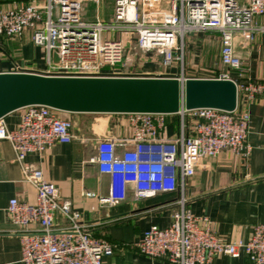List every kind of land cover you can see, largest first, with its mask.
Listing matches in <instances>:
<instances>
[{
    "label": "built area",
    "instance_id": "1",
    "mask_svg": "<svg viewBox=\"0 0 264 264\" xmlns=\"http://www.w3.org/2000/svg\"><path fill=\"white\" fill-rule=\"evenodd\" d=\"M99 4L100 0H45L0 9V39H19L29 31L34 45L45 51L49 67L45 74L100 77L122 75L116 68L125 64L123 38L129 37L139 50L160 56L163 67L176 66V76L184 85L188 79L186 38L193 33L218 32L220 62L227 71L216 79L236 84V109L188 111L182 104L178 114L182 117L181 133L171 139L163 135L168 115L126 114L133 137L100 139L90 162L110 178L102 204L114 206L129 193L137 201L181 193L171 224L152 226L143 234L137 245L143 255L165 258L171 264H212L219 255L237 258L243 251L253 264H264V223L254 227L249 241L224 243L209 219L196 216L183 196L187 179L195 175L204 159H214L224 151L245 157L251 153L249 110L264 93V86L247 78L240 82L242 78L233 77L232 72L242 69L236 38L250 43L264 33V25L258 23L264 17V0H115L111 22L100 18ZM64 115L34 105L23 109L16 129H8L0 120V139L11 144L25 182L37 193L34 204L11 199L7 213L20 233L23 264H106L104 258L114 254L115 246L95 237L71 202H59L57 185L27 162L30 154H43L56 143L73 141V122ZM186 116L193 120L190 136L186 135ZM57 214L67 222L63 229L56 228Z\"/></svg>",
    "mask_w": 264,
    "mask_h": 264
},
{
    "label": "crops",
    "instance_id": "2",
    "mask_svg": "<svg viewBox=\"0 0 264 264\" xmlns=\"http://www.w3.org/2000/svg\"><path fill=\"white\" fill-rule=\"evenodd\" d=\"M44 1L14 0L11 3H0V9ZM258 23L264 25V17L258 19ZM220 48V34L216 31L189 35L186 42L188 63L185 77L218 78L214 77L215 73L219 75L220 70L225 69L220 57L217 60ZM235 50L242 60V69L233 71V77L242 78L240 82H245L246 78L251 79L264 86V33L257 34L250 43H244L237 37ZM148 55H145L146 58H138L139 62H136V56L128 53L124 66H120L121 70L117 69V72L128 76L178 75L177 67H163L160 57ZM194 70H200L201 73L190 74ZM21 71H49L45 51L34 45L29 31L19 39H0V73ZM249 111L251 122L248 144L251 153L245 157L224 151L214 159H204L195 175L187 179L183 193L191 211L196 216L207 217L210 227L224 243L249 241L254 227L264 223V93L257 96ZM22 114L23 109L13 112L3 122L8 129H16ZM64 117L73 122V141L69 144L56 143L43 154H30L27 162L42 170L47 181L57 185L59 202H71L73 209L81 214L82 221L89 226L95 237L115 246L114 254L104 258L106 264H171L165 258L143 255L137 245L150 227L166 228L171 224L173 214L179 210L180 192L141 201L129 193L125 201L114 206L101 203V198L108 193L110 178L101 175L90 160L96 154L100 139L121 141L133 137L128 116L66 114ZM181 119L178 114L168 115L163 133L166 139L180 135ZM185 121L188 124L186 135L190 136L193 133V120L186 116ZM36 197L34 186L24 180L11 144L0 139V264H23L20 233L7 213L10 200L18 199L20 202L34 204ZM55 224L57 229L67 226L61 214L56 215ZM212 264L253 263L241 251L237 258L219 255Z\"/></svg>",
    "mask_w": 264,
    "mask_h": 264
},
{
    "label": "water",
    "instance_id": "3",
    "mask_svg": "<svg viewBox=\"0 0 264 264\" xmlns=\"http://www.w3.org/2000/svg\"><path fill=\"white\" fill-rule=\"evenodd\" d=\"M55 62L58 57L54 55ZM238 90L231 80L170 75L64 77L39 72L0 73V120L29 106L66 114H179L214 108L232 112Z\"/></svg>",
    "mask_w": 264,
    "mask_h": 264
},
{
    "label": "rangeland",
    "instance_id": "4",
    "mask_svg": "<svg viewBox=\"0 0 264 264\" xmlns=\"http://www.w3.org/2000/svg\"><path fill=\"white\" fill-rule=\"evenodd\" d=\"M89 8H91V7H89ZM114 8H115V0H100V17H101V19L103 21H105V22H111L112 19H113V16H114ZM90 10H88V12ZM123 41L127 45V47L125 49V58L127 57L128 53L136 56V60H135L136 62H139L138 58H146L145 55H147V54H149L148 57H155L156 58V56H155L156 54L153 55V54L146 53V52H143V51L139 50L137 48V44H136L135 40L130 39L129 37H124ZM186 42H187V38H186ZM212 48H213L212 51H214L215 50L214 47H212ZM158 57H160V56H158ZM218 58H219V55L217 54V60H218ZM187 63H188V55H187V51H186V47H185V67L187 66ZM116 69H120L121 70V67L118 66V68H116ZM124 71H126V70H124ZM220 71H221L220 73H222V72H226L227 70L223 69V70H220ZM186 73H187V67H186ZM193 73L198 75V74L201 73V71L200 70H198V71L194 70L190 74H193ZM203 73H206V72H203ZM214 77H218L217 73H215Z\"/></svg>",
    "mask_w": 264,
    "mask_h": 264
},
{
    "label": "trees",
    "instance_id": "5",
    "mask_svg": "<svg viewBox=\"0 0 264 264\" xmlns=\"http://www.w3.org/2000/svg\"><path fill=\"white\" fill-rule=\"evenodd\" d=\"M14 0H0V3H11L13 2Z\"/></svg>",
    "mask_w": 264,
    "mask_h": 264
}]
</instances>
